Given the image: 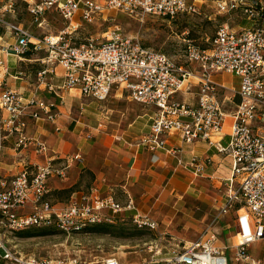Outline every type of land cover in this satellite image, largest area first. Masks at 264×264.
Returning a JSON list of instances; mask_svg holds the SVG:
<instances>
[{"label": "built area", "instance_id": "1", "mask_svg": "<svg viewBox=\"0 0 264 264\" xmlns=\"http://www.w3.org/2000/svg\"><path fill=\"white\" fill-rule=\"evenodd\" d=\"M15 1L7 0L0 11L15 13ZM244 9L253 26L234 31L221 26L211 39L210 47L201 48L189 43L186 64H179L166 53L141 45L136 37L123 33L119 28L109 31L103 38H90L85 43L73 44V34L82 23H93L105 13L122 12L129 16L155 15L174 19L180 15L200 14L197 0H32L28 12L42 27L44 15L58 12L67 23L59 35L40 39L21 24H0L11 31L17 42L10 53L16 51L21 57L31 49L46 53V68L40 72L42 83L50 93L78 89L98 102L107 100L117 90L141 105L152 107L149 132L142 143L157 159V152L168 151V137L179 135L189 145L207 142L220 154L233 160V173L224 206L215 220L196 240L187 242L163 262L154 264H236L226 254L228 247L217 248L214 226L221 216L236 210L242 237L234 245L236 258L246 264H261L247 254L248 247L264 240V18L255 13L244 0L220 1V13L228 14ZM4 53L10 54L8 50ZM5 62L0 58V66ZM64 69L61 87L46 83V76L54 74V68ZM221 75L238 79V88L230 89L218 81ZM233 92L226 101L235 105L230 114L223 108L219 96L225 90ZM194 97L187 99V96ZM184 97L183 101L179 98ZM235 99L238 100L234 103ZM33 101H25L16 91L0 92V157L6 133L16 139V148L34 147L38 154L47 155V144L27 134L25 117ZM39 107L45 116L33 113L36 119L54 121L57 115L51 105L41 101ZM232 118L230 141H213L224 127L226 119ZM178 155L176 149H169ZM80 155L67 158L47 157L34 169L24 168L11 181L0 180V262L3 264H122L114 257L83 260L81 257L43 259L23 256L11 248L6 240L9 232H18L29 227H49L70 234L81 232L87 226L114 223L116 215L125 210H134L129 199L121 205L110 194L94 196L93 192L72 197L70 204L56 209L49 201L50 178H65L69 168ZM180 163L183 161L180 160ZM196 167L195 163L190 164ZM201 169L198 167L197 171ZM30 212H23L27 207ZM132 222L139 229L158 230V221L135 214Z\"/></svg>", "mask_w": 264, "mask_h": 264}, {"label": "crops", "instance_id": "2", "mask_svg": "<svg viewBox=\"0 0 264 264\" xmlns=\"http://www.w3.org/2000/svg\"><path fill=\"white\" fill-rule=\"evenodd\" d=\"M0 1L1 6L7 2ZM24 1L29 4L32 0ZM0 27V58L5 62L4 66H0V92L16 91L25 101H33L25 117L27 134L44 141L49 148L47 155L38 154L34 147L18 149L15 137L6 133L0 157V180L11 181L24 168L32 170L44 163L47 157L80 155L82 160L73 163L65 178H50L48 181V199L56 209L67 207L72 197L83 193L93 192L99 197L112 194L123 206L129 199L135 204L134 210L123 211L122 219H129L137 213L149 216L174 238L190 242L209 227L226 202L230 187L228 180L233 173L231 157L220 154L207 142L185 144L177 134L168 137V151L157 152V159L153 161V154L142 143L143 136L150 130L153 113L138 116L148 119L139 122L136 119L127 130L109 132L107 125L110 122L99 110L101 104L84 96L78 89L50 93L39 77L46 68L45 56L36 53L28 59L10 53L17 40L5 25L0 24ZM4 50L10 54L4 53ZM63 75L64 69L56 66L54 74L46 76V83L59 88ZM192 97L194 95H189L187 99ZM41 101L51 105L57 115L54 121L33 117V113L45 116L38 104ZM231 124L229 116L213 141L227 144ZM169 149H176L178 155ZM180 160L183 162L180 163ZM192 163L196 167L190 166ZM198 167L201 169L199 172ZM71 188L73 192L64 205L65 202L58 196ZM30 211L29 206L23 212ZM213 231L217 234L215 246L220 249L228 247L226 254L231 263L246 264L236 258L237 248L234 245L241 231L236 210L221 216ZM175 252L173 250L152 262H163ZM247 254L252 260L264 264V240L251 244Z\"/></svg>", "mask_w": 264, "mask_h": 264}, {"label": "rangeland", "instance_id": "3", "mask_svg": "<svg viewBox=\"0 0 264 264\" xmlns=\"http://www.w3.org/2000/svg\"><path fill=\"white\" fill-rule=\"evenodd\" d=\"M220 1L224 0H198L200 14L180 15L174 20L155 15L129 16L122 12L105 13L97 17L93 23H84L73 34L72 43L82 44L90 38L102 39L109 31L119 28L123 33L136 37L142 46L166 53L179 64H186L189 43L208 48L211 39L216 36L221 26L226 25L234 31L253 26V22L248 19L242 8L228 14L220 13L218 8ZM254 1L264 5V0ZM0 17L11 23L21 24L40 39L48 35H59L67 28L65 20L54 10L44 15L43 25L39 27L28 12L27 3L24 0L15 1L14 14L0 13ZM38 53L41 56L46 54L44 51ZM217 79L221 82L225 81L224 83L230 89L238 88V79L231 75H221ZM232 95L233 92L227 89L219 96L224 110L229 114L234 111L235 105L226 101V98H232ZM179 100L183 101L184 97H180ZM237 102L238 100L235 99L234 103ZM98 103L101 104L99 110L108 117L110 122L107 125L109 132L127 130L129 124L136 119L138 122L148 119V117L140 119L138 116L152 114L155 111L152 107L132 101L126 92L121 96L117 90L107 100ZM69 194L63 192L58 196L62 202H65L64 205L68 203ZM122 213L124 212L116 215L114 223H107L105 226L113 232L112 234L85 231L67 234L56 228L29 227L18 232L7 233L6 240L11 248L23 256L43 259L79 256L83 260L114 256L122 264H154L153 260L160 259L161 256L173 250L179 252L188 242V240L174 238L172 234L161 228L160 223L158 230L139 229L132 222V217L122 219ZM199 237L200 235L193 240ZM238 240L236 239V242ZM0 264L3 263L0 262Z\"/></svg>", "mask_w": 264, "mask_h": 264}, {"label": "trees", "instance_id": "4", "mask_svg": "<svg viewBox=\"0 0 264 264\" xmlns=\"http://www.w3.org/2000/svg\"><path fill=\"white\" fill-rule=\"evenodd\" d=\"M244 2L247 3V5H251L252 9L255 11V13H259V15L262 16V18H264V5L262 3L254 1V0H252V1L244 0ZM27 6H28V4H27ZM245 8H248V7L243 6L242 9H245ZM174 19H171V20H174ZM0 33H1V30H0ZM36 53L37 52L34 51V49L31 47V49L25 54L24 57H26L28 59H31L33 56L36 55ZM63 192L64 193H72L73 192V188L64 190L61 193H63ZM106 224L107 223L87 226V227H85L83 229V231H85V232L112 234L113 232L111 230H108V228L105 227ZM44 228H49V227H44Z\"/></svg>", "mask_w": 264, "mask_h": 264}, {"label": "bare ground", "instance_id": "5", "mask_svg": "<svg viewBox=\"0 0 264 264\" xmlns=\"http://www.w3.org/2000/svg\"><path fill=\"white\" fill-rule=\"evenodd\" d=\"M238 239H239V240H241V239H242V237H240V236H239V237H238Z\"/></svg>", "mask_w": 264, "mask_h": 264}, {"label": "water", "instance_id": "6", "mask_svg": "<svg viewBox=\"0 0 264 264\" xmlns=\"http://www.w3.org/2000/svg\"><path fill=\"white\" fill-rule=\"evenodd\" d=\"M14 54H16V51H13Z\"/></svg>", "mask_w": 264, "mask_h": 264}]
</instances>
